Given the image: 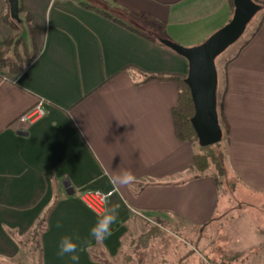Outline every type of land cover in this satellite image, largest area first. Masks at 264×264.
<instances>
[{
	"label": "crops",
	"instance_id": "crops-1",
	"mask_svg": "<svg viewBox=\"0 0 264 264\" xmlns=\"http://www.w3.org/2000/svg\"><path fill=\"white\" fill-rule=\"evenodd\" d=\"M81 2L130 22L150 15L166 25L165 39L184 47L201 45L234 16L228 0H23L39 56L21 75L0 72L1 264L15 263L20 243L54 204L43 264H100L96 253L113 260L142 219L201 229L230 209V198L240 200L235 192L220 207L213 177L192 172L198 149L177 138L173 119L179 87L143 83V74L186 76L188 61ZM7 10L0 0V48L13 34ZM236 56L220 86L229 182L264 198V22ZM41 102L45 116L23 122ZM124 169L137 177L138 195L110 182ZM88 190L112 192L108 206L119 205L112 236L101 244L89 235L98 215L80 199ZM71 234L91 241L78 262L57 255L61 237Z\"/></svg>",
	"mask_w": 264,
	"mask_h": 264
},
{
	"label": "rangeland",
	"instance_id": "rangeland-1",
	"mask_svg": "<svg viewBox=\"0 0 264 264\" xmlns=\"http://www.w3.org/2000/svg\"><path fill=\"white\" fill-rule=\"evenodd\" d=\"M258 1V0H256ZM264 3V0L258 1ZM106 10L108 7H105ZM109 9V8H108ZM112 13V12H110ZM117 15V14H116ZM119 18L127 21L122 15ZM264 20V10L256 15L249 24L244 36L216 60L221 88L224 85L225 68L229 61L238 54L241 46L250 39L259 24ZM28 38V31H24ZM207 40V39H205ZM193 48V47H187ZM221 88L219 87V106H222ZM223 89V88H222ZM227 189L219 191L220 207L226 204V199L235 192L240 200L230 198V209L206 228H191L181 221L145 220L139 222L138 235L131 236L126 241V248L109 264H259L264 260V198L242 189L240 184L229 182ZM228 199V198H227ZM152 232L155 236L150 240L147 250L136 253V240ZM29 236L23 239L26 240ZM28 245V244H27ZM23 247L24 255L15 263L10 264H40V255L33 257L28 254L30 246ZM100 254V253H99ZM98 258L104 259L103 255ZM31 256V258H30Z\"/></svg>",
	"mask_w": 264,
	"mask_h": 264
},
{
	"label": "trees",
	"instance_id": "trees-1",
	"mask_svg": "<svg viewBox=\"0 0 264 264\" xmlns=\"http://www.w3.org/2000/svg\"><path fill=\"white\" fill-rule=\"evenodd\" d=\"M257 4L261 5L262 10H264V3L253 0ZM8 10L3 17V21L6 25L10 27L13 34L12 37L6 41L2 48H0V72H7L12 75H21L39 56V47L37 43V34L36 29L33 26L32 17L26 12L23 4V0H19V16L21 22H17L12 19L10 5L8 0ZM229 5L235 12L234 0H228ZM87 10L94 11L99 15L118 23L119 25L125 27L129 31L151 40L157 43L159 46H163L159 39L166 38L164 32L166 30V25L159 21L158 19L150 16L144 15V20L142 22H123L117 15L118 13H109L107 11L101 10L91 3H80ZM261 10V11H262ZM123 16V15H122ZM124 17V16H123ZM264 20L256 28L255 32L252 34L250 39L246 41L240 48L238 54L246 48L251 40L259 33L261 26ZM28 31L29 40L26 41L24 38V31ZM237 54V55H238ZM237 57V56H236ZM233 60V59H232ZM231 60V61H232ZM228 62L227 65L230 64ZM143 83L149 82H169L176 84L180 89V98L177 106L173 110V119L175 125L176 136L181 142L189 143L192 146L198 149L194 157V164L192 167V172L196 174V178L211 176L213 177L216 186L219 191L224 188L226 181L229 178V169L227 165V147L229 141V128L226 122L223 119L222 106H219L218 99V113L220 125L223 130V140L221 143L209 146V147H200L198 137L192 125V118L195 115V107L193 99L191 96V91L186 84L187 75H153V74H143ZM219 87H220V78H219ZM224 92V96H225ZM219 95V92H218ZM219 98V97H218ZM230 179V178H229ZM56 204L41 218L38 220L33 230L30 232L29 239L26 240V243L22 242L21 244V253L20 256H23V247L28 244L30 250L28 252L32 257L39 253L40 255V264H43V246H42V237L48 230V220L50 214L55 209ZM13 236V235H12ZM155 235L152 232L140 236L135 242L136 253H139L142 250H147L150 244V240ZM14 237V236H13ZM27 245V246H28ZM30 256V258H31ZM104 259L94 257L92 259L95 262L100 264H109L105 256ZM18 260V259H17ZM16 260V261H17ZM127 264H132V259H128ZM15 261V262H16ZM111 261V260H110ZM1 264V263H0Z\"/></svg>",
	"mask_w": 264,
	"mask_h": 264
},
{
	"label": "water",
	"instance_id": "water-1",
	"mask_svg": "<svg viewBox=\"0 0 264 264\" xmlns=\"http://www.w3.org/2000/svg\"><path fill=\"white\" fill-rule=\"evenodd\" d=\"M8 2L12 19L21 22L19 0ZM234 6L235 12L230 23L199 46L187 48L165 38L159 39L163 46L184 57L189 63L186 84L195 107L191 122L199 146L203 148L223 140L218 113L219 73L216 60L244 36L249 24L262 10L261 5L253 0H234Z\"/></svg>",
	"mask_w": 264,
	"mask_h": 264
},
{
	"label": "clouds",
	"instance_id": "clouds-1",
	"mask_svg": "<svg viewBox=\"0 0 264 264\" xmlns=\"http://www.w3.org/2000/svg\"><path fill=\"white\" fill-rule=\"evenodd\" d=\"M109 179L114 187H126L134 195H138L137 177L130 169L121 170L114 176H110ZM101 200L105 205L104 213L98 216L89 232L91 241H95L97 244L103 243L112 236L113 225L118 220L119 205L113 204L109 207V197L104 194H101ZM56 227H62L60 221H57ZM91 241L81 240L78 234L64 235L59 241L57 255L60 258L68 257L71 261L78 262L80 259L78 252L83 250V245H90Z\"/></svg>",
	"mask_w": 264,
	"mask_h": 264
},
{
	"label": "built area",
	"instance_id": "built-area-1",
	"mask_svg": "<svg viewBox=\"0 0 264 264\" xmlns=\"http://www.w3.org/2000/svg\"><path fill=\"white\" fill-rule=\"evenodd\" d=\"M46 114V107L44 103H39L36 107L30 110L24 117L22 118L23 122H35L41 118H43ZM101 194L107 195L110 198L113 193H105L102 191H94L88 190L84 191L80 194L81 201L90 209L93 213L100 216L104 213L105 205L101 200Z\"/></svg>",
	"mask_w": 264,
	"mask_h": 264
}]
</instances>
